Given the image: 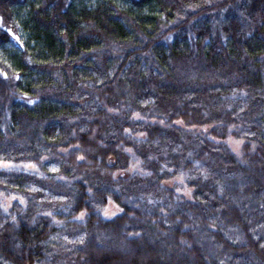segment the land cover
Masks as SVG:
<instances>
[{
    "label": "trees",
    "instance_id": "16d2710c",
    "mask_svg": "<svg viewBox=\"0 0 264 264\" xmlns=\"http://www.w3.org/2000/svg\"><path fill=\"white\" fill-rule=\"evenodd\" d=\"M0 264H264V0H0Z\"/></svg>",
    "mask_w": 264,
    "mask_h": 264
},
{
    "label": "rangeland",
    "instance_id": "374dc122",
    "mask_svg": "<svg viewBox=\"0 0 264 264\" xmlns=\"http://www.w3.org/2000/svg\"><path fill=\"white\" fill-rule=\"evenodd\" d=\"M229 143L232 145L234 149H238L240 145V141L234 138H229ZM118 211L117 208H115L113 205H110L108 210L106 211L107 215H114Z\"/></svg>",
    "mask_w": 264,
    "mask_h": 264
}]
</instances>
